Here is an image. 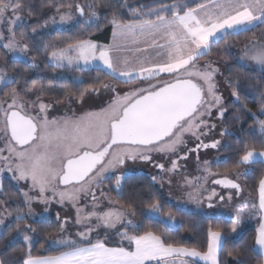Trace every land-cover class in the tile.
I'll return each mask as SVG.
<instances>
[{
	"label": "snow or ice",
	"instance_id": "1",
	"mask_svg": "<svg viewBox=\"0 0 264 264\" xmlns=\"http://www.w3.org/2000/svg\"><path fill=\"white\" fill-rule=\"evenodd\" d=\"M45 10L43 19L30 22ZM105 24L112 29L111 44L90 38L93 28ZM50 28L71 34L52 39L48 33L45 40ZM246 33L252 36L237 62L261 73L247 77L255 81L259 116L241 98L240 77H225L219 67L223 52L236 43L230 38ZM221 42L223 50L213 58ZM0 49V240L23 245L20 258L0 252V264H229L226 257L247 264L246 251L257 253L252 264H264V173L257 198L233 205L231 213L217 208L239 197L241 181L264 164V0H0ZM39 55L53 69L50 77H39L47 83L25 78L19 68L39 67ZM89 71L97 75L86 81ZM68 72L79 73L71 77L75 90L65 83ZM221 78L231 90L232 112ZM95 98L101 99L95 110L78 114L72 107ZM61 105L67 111L52 115ZM244 115L257 122L259 134L237 137L240 147L232 157L201 160V151L231 147L224 140L235 135L228 122ZM192 154L202 175L185 174ZM137 163L157 170L150 177L154 185L181 177L187 200L208 221L206 228L193 225L205 232L204 249L178 244L137 219ZM221 164L222 172L213 171ZM209 177L228 191L209 188ZM6 179L15 182L18 198ZM34 204H42L43 213ZM52 204L74 214L44 215ZM144 209L156 224L183 226L176 218L184 210L179 200L174 212L150 196ZM222 218L232 224L227 234L212 223ZM249 231L246 250L225 251L230 240Z\"/></svg>",
	"mask_w": 264,
	"mask_h": 264
},
{
	"label": "trees",
	"instance_id": "2",
	"mask_svg": "<svg viewBox=\"0 0 264 264\" xmlns=\"http://www.w3.org/2000/svg\"><path fill=\"white\" fill-rule=\"evenodd\" d=\"M48 13V10H45L43 15H38L36 17H32L31 21L32 23H36L37 21L43 19L46 14ZM255 34L257 36L260 35V29L257 28L254 30ZM75 32V29L73 30ZM71 33H55L51 35L52 39H56L58 37L64 36V35H69ZM111 36H112V29L110 25H102V28L98 31L94 30L91 32L90 38L95 40L98 43L101 44H109L111 41ZM252 36V33H246L242 34L238 37L230 38L231 40H234L236 43L234 46L231 48L230 51H224L222 54V57L220 60L226 59L229 61V72H228V77H240V85L242 87V92H241V98L245 104L249 108L253 110L258 116H259V96L256 91L253 90V87L255 85V81L249 82L247 77L249 76H260V71L258 69H249L247 67L242 66L241 63L237 62L236 57L240 55V51L242 52L243 45L244 43L247 42L248 37ZM44 39L47 40L49 39V35L44 34ZM223 42H221L220 45L216 46L213 49V58H216V53L217 51L223 50ZM237 53V55H236ZM2 49H0V55H3ZM3 62L2 60H0ZM38 63L39 67L37 68H30L28 65H19V68L23 74V76L27 79L30 80H37V82L41 83H47V81H40L39 77L41 76H48L50 77L52 75L53 69L49 66L46 65L44 58L42 55L38 56ZM11 65H9V68ZM59 71V70H58ZM66 75L69 77L65 83L69 85V87H72L73 90H75V85L72 84L71 82V77L79 75V73L75 72H68ZM97 75L95 71H89L84 74V79L91 80ZM23 82V81H22ZM120 86H125V85H120ZM58 91V89H57ZM232 103L229 105V111L232 112ZM235 107H239V105H235ZM235 114V113H233ZM260 119H264V116H260ZM228 128L229 130L234 133V136H226L225 137V142L228 145H231V147H227L222 151V155L224 157H232L235 150L240 147V144L237 142V137H240L241 139H250L253 136H257L259 134V125L257 122L249 115H244L242 120L238 122H234L232 120H229L228 122ZM256 147L257 150L259 151L261 148L260 142L257 140L256 141ZM224 167H226L225 164H221L220 167L214 168L215 171H223ZM255 171L253 174L246 178V185L247 189L251 192L252 198L255 199L257 198V181L259 179V176L261 173H264V165L257 163L255 166ZM134 180L133 183L137 186V191L140 193V199L136 201V211H137V219L142 220L145 223H150V224H155L156 227L164 232L165 234L169 235L172 240L178 244H183L185 246H195L200 249L205 248V242H206V235L203 230L200 229H193V225H203L204 228L207 227L208 221L203 218L202 215L194 212H187V211H179L176 212L175 206L171 205L169 202L166 201L165 199V194L163 191L155 186L151 180L150 176L145 175V174H133ZM5 184L8 188V190L11 193L16 194L18 198V193L16 192V187L14 186L13 182H10L9 180H5ZM111 195L114 198H119L117 196V193L115 191H111ZM150 196H155L158 198L161 203L166 207V208H172L174 212H176V218L178 224H182V227H177L175 230L170 227H165L162 224H156V221L154 220H148L146 219L145 215L143 214L145 212L144 209V202L148 200ZM125 199H127V194H125ZM123 202V201H122ZM54 219V218H53ZM31 222V221H30ZM212 223L214 224H219L225 231V233H228V230L231 228L232 224L229 220L227 219H218V220H213ZM252 235L251 231H249L248 235H245L243 239L237 240V241H229L225 245V251H228L233 248H240V249H247V244L246 242H249V237ZM9 240L10 237L5 238L0 240V252H4L6 250V259L13 260L16 258H20L23 255L22 244L14 245V246H9ZM39 245H37V248ZM34 254H55L53 253H37L36 250L34 249ZM246 258H247V264H252V262L258 258L257 253L251 252V251H246ZM226 259L229 261V264H232V258L226 257Z\"/></svg>",
	"mask_w": 264,
	"mask_h": 264
},
{
	"label": "rangeland",
	"instance_id": "3",
	"mask_svg": "<svg viewBox=\"0 0 264 264\" xmlns=\"http://www.w3.org/2000/svg\"><path fill=\"white\" fill-rule=\"evenodd\" d=\"M31 19L32 18H30V22L32 23ZM101 28H102V26H101ZM94 30L97 31V29L93 28L91 30V32L94 31ZM48 33L53 35L55 33H60V32L52 31L51 28H50V29L46 30V32H45L46 35H48ZM112 42H113V37H111V41H110L109 44H111ZM99 44H101V43H99ZM2 51L4 53L3 49H2ZM241 53L242 52L240 51V55H241ZM122 55H130V54L129 53H122ZM236 55H237V53H236ZM237 57H236V59H237ZM0 63H2V62L0 61ZM219 67L221 69V72L224 73V76L228 77L229 61L226 60V59L220 60ZM247 68L255 69V66L248 65ZM220 83H221V91L223 92V95L225 97V102L228 105H230L232 103V100H233V98L231 97V90L226 86V84L224 83L223 78H221ZM120 87L122 89L126 90L127 87H129V86H120ZM99 103H101V99L100 98H95V99L88 100L87 103H85L83 106H79V105H75L74 104V105H72V107L79 114L82 111L95 110L96 106ZM65 111H67V109L63 105H61V106L55 107L52 110L51 114L52 115H63ZM218 131H219V126H218V129H217V132ZM216 138H219V136L216 135ZM224 140H225V138H224ZM193 144H194L193 141L189 142V146H192ZM224 149L225 148H222L219 151V153H217L216 150H211V149H209L207 152L201 151L200 152V158H201V160H203V159H213L214 157H217V156L223 158L224 156L222 155V151ZM186 164H187V168H186V172H185L186 175H189V176L202 175V173H200L197 170V163H196L195 154H192V155L189 156V159L186 162ZM132 167L135 169V172L133 174H145V175H148L150 177L152 175H156L157 174V170L155 168L151 167L148 164L137 163L136 165H133ZM213 171H215V170L213 169ZM214 178H217V177H209L208 178V180H209L208 187L209 188L215 187L217 189V191H221V194L226 193L228 190H226V189L225 190H221V188L219 186L211 184V180L214 179ZM180 181H181V177L180 176H175V177L172 178V184L171 185H169L167 183H164L163 186H161L160 184H155V186H157L158 188H160L163 191V193L165 194L166 201L169 202L171 205L175 206V202L177 200H179L183 204V207H184L183 211L199 213L200 209L198 208V206L195 203L187 200V198L185 196V192L187 190L181 188ZM241 183H242V186L244 187V191L240 194V196L236 197L235 194H234L231 204H227V203L225 205H219L218 204L217 205L218 209H221L225 213H231L233 205H239L243 201H245L246 199H249L250 197H252L251 192L247 189L246 179L241 181ZM13 184L15 186V182H13ZM23 186H24V184H23V182H21V187H23ZM109 188H110L109 185H105V190L106 191H109ZM233 192H234V190H233ZM110 195H111V191H110ZM33 207L35 208V211L37 213H43L44 206L42 204H34ZM55 212H60L62 216H64V215L72 216L74 214L73 209L71 207H68L67 210H64V209H61V207L59 205L52 204L49 213H45L44 215H46L48 217H51V218H54ZM224 219H227V218H224ZM252 223L254 224L255 221H253ZM69 229L70 230H74L71 226H70ZM101 231H103V230H101ZM116 239H118V238H113V242H115Z\"/></svg>",
	"mask_w": 264,
	"mask_h": 264
},
{
	"label": "crops",
	"instance_id": "4",
	"mask_svg": "<svg viewBox=\"0 0 264 264\" xmlns=\"http://www.w3.org/2000/svg\"><path fill=\"white\" fill-rule=\"evenodd\" d=\"M112 37V36H111ZM264 165V164H263ZM258 195V194H257ZM250 198H252V197H250ZM253 199V198H252ZM196 213V212H195ZM70 230V229H69ZM70 231H74V230H70ZM198 264H204V262L203 261H199L198 262Z\"/></svg>",
	"mask_w": 264,
	"mask_h": 264
},
{
	"label": "water",
	"instance_id": "5",
	"mask_svg": "<svg viewBox=\"0 0 264 264\" xmlns=\"http://www.w3.org/2000/svg\"><path fill=\"white\" fill-rule=\"evenodd\" d=\"M216 186H218V185H216ZM220 187V186H219Z\"/></svg>",
	"mask_w": 264,
	"mask_h": 264
}]
</instances>
